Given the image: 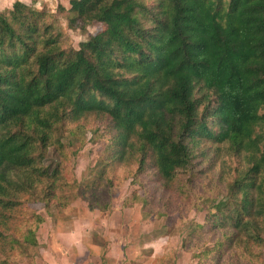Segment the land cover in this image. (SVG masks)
I'll return each instance as SVG.
<instances>
[{
  "label": "trees",
  "instance_id": "trees-1",
  "mask_svg": "<svg viewBox=\"0 0 264 264\" xmlns=\"http://www.w3.org/2000/svg\"><path fill=\"white\" fill-rule=\"evenodd\" d=\"M69 3L83 25L98 21L104 29L68 51L51 36L40 45V32L50 26L23 1L0 10V264H15L17 254L10 255L20 243L35 244L37 221L25 223L21 240L12 228L21 195L55 197V172L41 169L36 150L47 148L54 121L85 113L105 119L107 159L114 152L122 158L127 148L140 165L154 155L166 185L202 142L245 153L248 166L235 180L233 203L214 205L207 219L211 228L230 222L220 233L226 245L237 240L246 251L244 264H264V0H229L226 12L212 0H160L155 9L141 0ZM142 65L147 75L129 79L127 72ZM196 86L206 91L202 98ZM56 100L50 121L47 107ZM215 244L194 254L199 264H238Z\"/></svg>",
  "mask_w": 264,
  "mask_h": 264
},
{
  "label": "rangeland",
  "instance_id": "rangeland-1",
  "mask_svg": "<svg viewBox=\"0 0 264 264\" xmlns=\"http://www.w3.org/2000/svg\"><path fill=\"white\" fill-rule=\"evenodd\" d=\"M18 1L35 11L42 25L50 26L47 33L38 36L41 46L51 36L57 48L76 49L79 42L104 29L98 21L83 25L70 11V0ZM212 1L221 12L228 10L229 0ZM159 2L141 0L150 9ZM146 13H137L144 25L150 22ZM143 67L127 72L128 78L145 77ZM153 81H161L158 72ZM204 92L200 86L194 88L196 98H202ZM58 104L56 100L47 107L50 121L57 116ZM171 120L180 138V116L174 113ZM106 130L105 119L95 113H85L76 121H54L47 148L37 149L35 155L41 169L55 172V197L46 201L43 191L41 197L21 195L23 210L11 217L12 228H17L15 236L21 240L18 235L25 223L37 221L38 226L33 232L35 244L20 243L11 253L10 257L17 254L15 258H19L15 264H88L98 255H112V264H199L202 259L194 254L218 248L215 242L222 243L223 257L229 256V261L237 257L238 264H244L246 251L237 240L226 245V237L220 233L230 222H218L211 228L207 217L214 205L233 203L235 180L248 166L245 153L235 154L225 145L202 142L166 185L154 155L146 154L140 165L139 154L127 148L122 158L114 152L112 160L107 159L111 138ZM9 226V233L14 234L11 223ZM261 251L264 255V248Z\"/></svg>",
  "mask_w": 264,
  "mask_h": 264
},
{
  "label": "crops",
  "instance_id": "crops-1",
  "mask_svg": "<svg viewBox=\"0 0 264 264\" xmlns=\"http://www.w3.org/2000/svg\"><path fill=\"white\" fill-rule=\"evenodd\" d=\"M1 2L3 3V5L0 6V10H2L4 7L6 9V8H8V7H10L12 5L11 0H0V4H1ZM111 247L114 248L113 244H112ZM110 258H112V255H107L104 258H102L101 255H98V257L94 256V259L92 258V261L91 262L89 260L88 261V264H112L113 263V260H112V263H111V261H109ZM113 258H114V256H113ZM119 260H121V259H119ZM74 264H76V262H74Z\"/></svg>",
  "mask_w": 264,
  "mask_h": 264
}]
</instances>
